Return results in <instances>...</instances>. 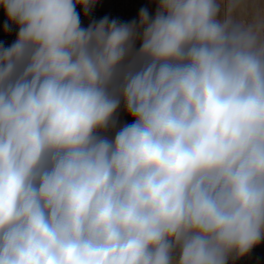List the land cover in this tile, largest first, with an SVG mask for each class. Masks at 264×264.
<instances>
[{
    "label": "clouds",
    "instance_id": "9594fccd",
    "mask_svg": "<svg viewBox=\"0 0 264 264\" xmlns=\"http://www.w3.org/2000/svg\"><path fill=\"white\" fill-rule=\"evenodd\" d=\"M96 2L0 0L18 28L0 47V264L247 256L264 241V9L156 0L82 28ZM121 104L133 123L102 135Z\"/></svg>",
    "mask_w": 264,
    "mask_h": 264
},
{
    "label": "built area",
    "instance_id": "2783aa9c",
    "mask_svg": "<svg viewBox=\"0 0 264 264\" xmlns=\"http://www.w3.org/2000/svg\"><path fill=\"white\" fill-rule=\"evenodd\" d=\"M147 9L146 0H97L86 14L83 7L77 6L76 11L80 17L82 28H87L90 24L99 23L105 17L109 22L115 20L119 24L138 23L141 9ZM264 9V7L259 10ZM156 10L149 11L153 16ZM7 30L5 29V26ZM18 28L12 24L2 7H0V47L7 48L11 46L17 37ZM136 47H139L137 43ZM118 110H124L123 104ZM229 264H264V241L255 247L247 256L239 259H230Z\"/></svg>",
    "mask_w": 264,
    "mask_h": 264
},
{
    "label": "rangeland",
    "instance_id": "374dc122",
    "mask_svg": "<svg viewBox=\"0 0 264 264\" xmlns=\"http://www.w3.org/2000/svg\"><path fill=\"white\" fill-rule=\"evenodd\" d=\"M147 6L150 10L156 9V0H146ZM246 11L252 13L258 11L259 8L264 7V0H246ZM114 119L116 121L115 127L108 129L106 132H102V135H107L109 138H113L115 132L122 126L133 123V118L125 110H117Z\"/></svg>",
    "mask_w": 264,
    "mask_h": 264
},
{
    "label": "bare ground",
    "instance_id": "6f19581e",
    "mask_svg": "<svg viewBox=\"0 0 264 264\" xmlns=\"http://www.w3.org/2000/svg\"><path fill=\"white\" fill-rule=\"evenodd\" d=\"M259 9H260V8H259ZM259 9H258V10H259ZM148 10H149L150 12L153 11V10H150L149 8H148ZM154 10H156V9H154ZM252 12H253V11H252Z\"/></svg>",
    "mask_w": 264,
    "mask_h": 264
}]
</instances>
